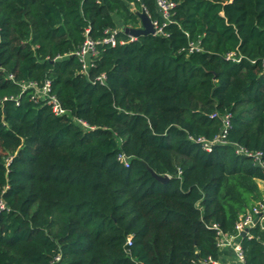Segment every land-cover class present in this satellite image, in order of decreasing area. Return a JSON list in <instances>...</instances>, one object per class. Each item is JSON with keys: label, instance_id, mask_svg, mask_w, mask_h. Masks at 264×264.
Instances as JSON below:
<instances>
[{"label": "trees", "instance_id": "trees-1", "mask_svg": "<svg viewBox=\"0 0 264 264\" xmlns=\"http://www.w3.org/2000/svg\"><path fill=\"white\" fill-rule=\"evenodd\" d=\"M171 1L164 24L156 0H0V264H213L217 231L263 200L237 147L264 161V0ZM141 11L161 32L130 40ZM211 114L230 127L208 151ZM250 233L245 264H264Z\"/></svg>", "mask_w": 264, "mask_h": 264}, {"label": "built area", "instance_id": "built-area-1", "mask_svg": "<svg viewBox=\"0 0 264 264\" xmlns=\"http://www.w3.org/2000/svg\"><path fill=\"white\" fill-rule=\"evenodd\" d=\"M156 6L157 10L159 12V15L164 21V24L172 22V15H173V7L175 6L174 2L171 0H156ZM153 27H154V33L161 32V29L159 28V25L156 20L151 19ZM115 33L116 30H113L110 32L105 38L102 39L105 43H110L114 45L116 43L115 40ZM136 37L130 36V40H134ZM123 43V42H121ZM96 42H94L91 39H86L83 46L80 48V50L76 51V56L82 61L83 63V71H86L87 68L90 65V57L93 56L96 53L95 49ZM238 60V59H237ZM104 77L99 76V80H103ZM24 87H32L36 90L34 97L36 99L42 98L45 99L48 104L51 105L52 111L57 114H63L65 112V109H63L58 100L54 95H51L49 93V82H46L43 87L37 88L36 85L33 82H28L24 85ZM211 117L218 116L222 120V129L219 132L217 136L213 138V140L208 141L204 139L203 137L198 138L197 142L202 143V147L205 150H210L211 145L213 143L219 142L223 143L225 142V136L227 134V130L230 127L229 123V115L223 114L217 115V114H211ZM77 122L81 124L84 128H92L91 126L87 125L84 121L77 119ZM237 152L239 154L252 157L253 163L257 166L261 167L262 174L264 175V161L262 159V152L261 151H248L242 147H237ZM117 158L121 161H123L124 165H128V159L127 156L123 153L118 154ZM6 205L3 201L0 200V209L5 208ZM256 225H259V227L264 230V199L257 201L247 212H245L243 215L240 216V218L236 221L234 226V233L233 234H224L221 231H217V246L220 251V254L226 247H230L233 250L234 253V260L238 264H245V257L244 253L240 244V237L241 232L244 230L246 231L245 236L248 238H252V234L250 233V229L255 227ZM127 243H130V238H128ZM264 244V242H263ZM58 257L55 258L57 260ZM213 264H228L223 263L219 259L218 260H210ZM51 264H55V261H53Z\"/></svg>", "mask_w": 264, "mask_h": 264}, {"label": "water", "instance_id": "water-1", "mask_svg": "<svg viewBox=\"0 0 264 264\" xmlns=\"http://www.w3.org/2000/svg\"><path fill=\"white\" fill-rule=\"evenodd\" d=\"M138 16L141 19L142 27L140 28L123 27L124 32H126L127 34L133 37L154 33L155 30L150 16L145 11L138 12ZM151 173L152 176L159 182L166 183L169 180V177L167 175H159L156 174L154 171H151ZM246 231L247 230L241 232L242 237L245 236Z\"/></svg>", "mask_w": 264, "mask_h": 264}, {"label": "crops", "instance_id": "crops-1", "mask_svg": "<svg viewBox=\"0 0 264 264\" xmlns=\"http://www.w3.org/2000/svg\"><path fill=\"white\" fill-rule=\"evenodd\" d=\"M259 188L262 192L263 199H264V180H259L258 181ZM219 260L223 263H228V264H238L234 260V253L233 250L230 247L224 248L222 253L220 254Z\"/></svg>", "mask_w": 264, "mask_h": 264}]
</instances>
